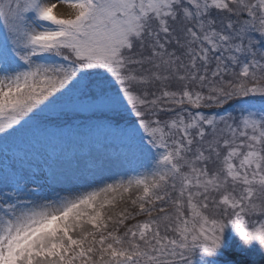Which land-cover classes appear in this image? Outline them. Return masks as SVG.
Segmentation results:
<instances>
[{"label": "snow or ice", "instance_id": "6c2138e0", "mask_svg": "<svg viewBox=\"0 0 264 264\" xmlns=\"http://www.w3.org/2000/svg\"><path fill=\"white\" fill-rule=\"evenodd\" d=\"M59 2L0 0V264H264V0Z\"/></svg>", "mask_w": 264, "mask_h": 264}, {"label": "rangeland", "instance_id": "374dc122", "mask_svg": "<svg viewBox=\"0 0 264 264\" xmlns=\"http://www.w3.org/2000/svg\"><path fill=\"white\" fill-rule=\"evenodd\" d=\"M42 142L45 145H48L50 147H56V148H60V147H67V148H71L74 151L70 154L73 157L76 158H80L83 157L85 155H87L90 151V148L87 144H85L83 146V148H81V140L80 138H76V137H72V138H68L65 141H61L59 139H54V138H42ZM35 151H37L39 153L38 158L41 160V162L43 161L45 157V153H44V149L41 147L40 144L36 145V149Z\"/></svg>", "mask_w": 264, "mask_h": 264}, {"label": "bare ground", "instance_id": "6f19581e", "mask_svg": "<svg viewBox=\"0 0 264 264\" xmlns=\"http://www.w3.org/2000/svg\"><path fill=\"white\" fill-rule=\"evenodd\" d=\"M54 2L57 3V8L55 9V11H56L57 13H65V14H66V13H68V12L71 11V8H70L69 5H67V4H63V3H60L59 0H54ZM85 156H86V155H85ZM85 156L80 157L81 161H83V158H84Z\"/></svg>", "mask_w": 264, "mask_h": 264}]
</instances>
